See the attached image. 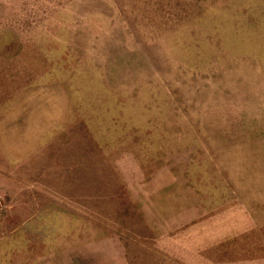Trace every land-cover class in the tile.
Returning a JSON list of instances; mask_svg holds the SVG:
<instances>
[{
    "label": "rangeland",
    "instance_id": "rangeland-1",
    "mask_svg": "<svg viewBox=\"0 0 264 264\" xmlns=\"http://www.w3.org/2000/svg\"><path fill=\"white\" fill-rule=\"evenodd\" d=\"M0 264H264V0H0Z\"/></svg>",
    "mask_w": 264,
    "mask_h": 264
}]
</instances>
